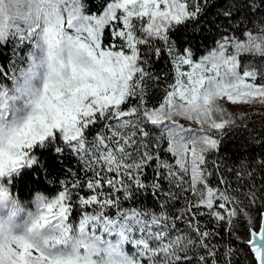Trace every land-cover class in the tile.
I'll return each mask as SVG.
<instances>
[{
	"label": "snow or ice",
	"instance_id": "obj_1",
	"mask_svg": "<svg viewBox=\"0 0 264 264\" xmlns=\"http://www.w3.org/2000/svg\"><path fill=\"white\" fill-rule=\"evenodd\" d=\"M228 104L264 107V0H0V264H264Z\"/></svg>",
	"mask_w": 264,
	"mask_h": 264
},
{
	"label": "trees",
	"instance_id": "obj_2",
	"mask_svg": "<svg viewBox=\"0 0 264 264\" xmlns=\"http://www.w3.org/2000/svg\"><path fill=\"white\" fill-rule=\"evenodd\" d=\"M164 67V61L161 60L155 65L154 70L161 71ZM240 116L241 114H238L235 117ZM243 116V119L237 120V126L222 138L220 154L229 161H236L242 155L247 156L249 153L258 155L264 152V147H261V145H264V107L260 111L243 113ZM44 183L48 189H54L56 187L48 181ZM143 203L150 206L154 201L150 196L145 194Z\"/></svg>",
	"mask_w": 264,
	"mask_h": 264
},
{
	"label": "rangeland",
	"instance_id": "obj_3",
	"mask_svg": "<svg viewBox=\"0 0 264 264\" xmlns=\"http://www.w3.org/2000/svg\"><path fill=\"white\" fill-rule=\"evenodd\" d=\"M228 112H230L234 117L238 114H243L247 112H252V111H260L263 109L260 105H256L255 107L249 108L247 106H239V107H234L230 104L224 105Z\"/></svg>",
	"mask_w": 264,
	"mask_h": 264
}]
</instances>
